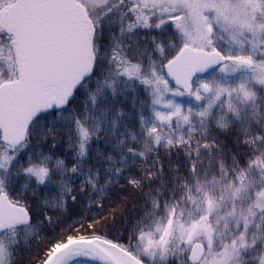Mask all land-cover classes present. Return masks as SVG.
<instances>
[{"label":"snow or ice","instance_id":"snow-or-ice-1","mask_svg":"<svg viewBox=\"0 0 264 264\" xmlns=\"http://www.w3.org/2000/svg\"><path fill=\"white\" fill-rule=\"evenodd\" d=\"M0 264H264V0H0Z\"/></svg>","mask_w":264,"mask_h":264}]
</instances>
